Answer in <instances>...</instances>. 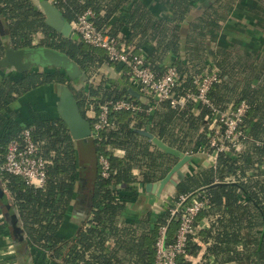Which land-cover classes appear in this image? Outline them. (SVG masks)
I'll return each mask as SVG.
<instances>
[{"label":"trees","instance_id":"1","mask_svg":"<svg viewBox=\"0 0 264 264\" xmlns=\"http://www.w3.org/2000/svg\"><path fill=\"white\" fill-rule=\"evenodd\" d=\"M39 2L47 0H38V4L35 0H0V18L4 22L0 29V61L9 47H49L67 54L78 69L71 75L60 66L50 65L19 72L0 64V163L9 143L27 126H34V140L41 156L48 161L43 187L31 185L20 176L0 173L19 213L25 237L20 243L12 237L0 204V250L8 236L14 244L19 243L23 255L29 254L32 264H154L160 228L168 225V242H172L179 215L173 217L171 210L181 195L192 194L195 198H211L196 225L201 226L204 218L212 217V221L192 235L188 256H180L178 264H193L191 257L199 255L203 245L207 247L201 264H258V256L260 264H264V0L246 1L247 9L258 17L256 32L261 36L248 44L223 36L221 22L228 20L233 5L222 4L223 0H206L208 7L190 22L184 56L182 23L198 0H170L171 18L157 21H152L149 11L138 17L135 0L55 3L71 23L92 10L95 26L131 46L157 75L175 66L177 95L197 92L194 81L207 72L206 60L211 57L220 77L209 92L211 102L218 109L227 110L236 109L243 101L249 104L241 123L245 133L240 141L242 150L229 144L218 153L215 165L178 181L169 204L158 215L149 213L132 221H121L127 204L138 199L146 184L161 181L178 161L136 129L149 130L169 146L196 154L212 151L210 138L219 118L211 107L193 100L182 107L164 101L148 112L156 101L155 95L132 82L125 65H121L128 74L124 86L112 83L104 75L96 81L94 78L103 65L118 64L109 59L105 50L85 43L76 33L69 38L54 29ZM115 15L118 19L111 24ZM124 26L131 31L129 34L121 32ZM205 41L209 54L205 53ZM169 53L177 58L172 64L163 65V57ZM50 84L67 87L91 123L95 118L88 116V112L98 111L105 100L131 99L142 109L112 112L111 126L98 139L89 138L87 145L80 146L58 112L52 115L41 107L25 118L13 105L31 91ZM130 88L138 91L140 98L131 96ZM102 154L111 164L108 177L101 175ZM85 167L91 168V178L84 172ZM80 196L86 198L87 216L92 215V219L83 221L77 232L68 237L61 232V226L73 201ZM17 261V254L0 258V264Z\"/></svg>","mask_w":264,"mask_h":264},{"label":"built area","instance_id":"2","mask_svg":"<svg viewBox=\"0 0 264 264\" xmlns=\"http://www.w3.org/2000/svg\"><path fill=\"white\" fill-rule=\"evenodd\" d=\"M55 4L57 0H48ZM92 10L78 16L72 22L75 33L85 43L106 51L108 57L114 63L125 65L131 74L132 80L143 90L155 95L156 101L151 103L148 112L164 101H169L173 107H182L189 100L200 105H206L213 109L219 120L215 125L214 134L210 138L212 151L203 150L214 162L217 161L219 152L232 144L238 151L244 147L240 142L245 137L241 128L243 118L248 111L249 104L243 101L236 109H218L209 99V92L215 83L220 81L219 70L214 67L195 79L197 92H187L177 95L178 72L175 66H169L160 75L146 63L145 58L133 51L131 46L124 44L118 37L111 35L103 29H98L92 21ZM138 102L131 99H109L100 103L99 110L93 111L92 138L98 139L103 130L111 126L110 114L117 111H141ZM34 126L23 128L17 139L12 140L7 146L5 159L0 163V173L23 177L29 184L43 187L47 181L48 161L41 156L39 146L33 137ZM101 175L110 176L111 164L104 154L99 157ZM235 181V179L233 180ZM230 182V181H228ZM192 194L181 195L178 203L172 208V216L179 215V226L172 242H168V225L159 230L156 241V254L154 264H178V258L188 256V243L193 234L201 228L196 225V219L200 212L208 208L211 198L208 195L191 197Z\"/></svg>","mask_w":264,"mask_h":264},{"label":"crops","instance_id":"3","mask_svg":"<svg viewBox=\"0 0 264 264\" xmlns=\"http://www.w3.org/2000/svg\"><path fill=\"white\" fill-rule=\"evenodd\" d=\"M137 1V15L138 17L143 14L147 13L148 11L151 14L152 21H157L162 18H171L173 8L170 4V0H135ZM242 1L241 3H238ZM233 0V2H230V0H223L222 4H231L233 5V9L230 14H228V20L222 21L223 25V36L227 37L228 39H231V41L238 42L241 44H248L251 42H255L258 40L261 36L259 33L256 32V29L258 28V17L251 13L247 7H246V1L247 0ZM206 0H198V3L195 7L192 8L190 14L188 15L187 19L183 21L182 28H181V53L184 56L185 54V47L187 44V38L189 34V25L190 22L194 21L197 17H199L204 10L208 7L205 3ZM130 7L132 4L129 5ZM118 19V16L115 15L111 19V24L116 22ZM152 25H155V22ZM124 29L121 30V32H126V34H129L131 31L128 29L127 26L123 27ZM139 40V37H137L134 41V44H137V41ZM263 41V40H262ZM264 42V41H263ZM206 46L208 45V41H205ZM210 48L207 46L205 49V53L209 54ZM177 58L174 54L169 53L167 56L163 57L164 61L163 65H170L172 62ZM203 59V57L201 58ZM198 61V60H197ZM157 64H160L159 62ZM162 64V63H161ZM202 64V63H201ZM215 67V64L211 57L207 58L206 60V68L207 70H210ZM217 68V67H216ZM105 76L106 78L111 79L112 83L117 82L119 86H124L126 78L125 76L128 75L125 70L123 69V66L116 65V64H105L103 67L99 69V73L96 74V77L94 78L96 81H100L102 76ZM131 81L134 82L131 78ZM135 83V82H134ZM49 86L51 89L54 88L58 92L59 96V88L56 85H46ZM44 87V86H42ZM41 88V87H39ZM39 88H37L34 91H31L30 93L24 95L20 99L14 102V107L18 109L25 118H28L31 116V111L37 108H47L46 106H41L40 103L35 104L32 101L33 94L35 91H37ZM60 99V97H59ZM58 112V110H57ZM59 113V112H58ZM56 115V114H55ZM78 143H82L80 140H77ZM85 146V145H83ZM192 155L191 163L186 164V166L182 169L186 176H188L189 173H197L199 170L205 167H211L214 165V162L209 158V155L203 152H199L196 154H190ZM82 163L85 165L87 161L83 160ZM84 172L88 177L91 178L92 170L89 167L83 168ZM177 180V177H175ZM234 180V179H233ZM236 180V179H235ZM178 181V180H177ZM160 182V181H159ZM159 182H155V186L153 187L152 191H147L146 186L141 188V193L138 197V199L135 202H130L127 204V207L124 211V214L122 215L121 221H132L134 217L136 218H142L146 216L149 213H152L153 216L158 215L164 207H166L169 204V198L170 196L175 192V186L173 184H168L166 188L163 190V192L159 195ZM86 198L84 196L78 197L75 201H73L72 206L70 210L67 213L66 220L61 226V232L65 236H72L77 232V229L81 226L83 221L89 219H92V215L87 216V209L88 204L85 200ZM212 221V217L204 218L203 225H208L209 222ZM11 241L8 243H5V247L0 250V258L9 255H15L17 254L16 244L13 243V238L8 237ZM206 245H203L202 249L199 252V255L191 257L193 264H201L206 252ZM18 255V254H17ZM17 264H30V261H27L24 257L19 258Z\"/></svg>","mask_w":264,"mask_h":264},{"label":"water","instance_id":"4","mask_svg":"<svg viewBox=\"0 0 264 264\" xmlns=\"http://www.w3.org/2000/svg\"><path fill=\"white\" fill-rule=\"evenodd\" d=\"M43 11L48 17V21L53 26L54 29L59 31L65 37L72 38L75 34L73 25L61 10L53 3L47 0L45 3H40ZM4 22L0 18V29L3 28ZM3 67L8 69H14L19 72L27 71L33 69L34 66L44 67L50 65L52 67L60 66L67 70L71 75L73 71L77 70L76 64L73 60L65 53H62L53 48H38V49H14L7 48L3 59L0 61ZM59 87V97L60 101L58 104V112L60 116L66 121L69 130L71 131L73 137L76 140H80L82 145H87L88 140L92 135V123L91 121L83 116L81 113L78 101L76 100L73 93L65 87L60 85ZM131 96L135 98H140V93L133 88L129 89ZM140 134L149 138L158 148L164 150L165 152L178 158L177 163L171 168L168 174L159 182V195L163 192L168 184H173L176 186L178 181L183 180L186 174L182 170L186 164L191 163L192 155L184 153L176 148H173L166 144L163 140L157 137L153 132L146 129H136ZM177 177V180L176 178ZM220 183H215L213 185H218ZM154 183L146 184L147 191H152ZM0 204L4 210V216L8 222L12 237L17 242H22L24 240L23 227L20 221V216L17 211L15 204L13 203L9 193L7 192L5 186L0 180ZM19 243L16 245L17 254L19 258L24 257L27 261L32 264V258L29 254L23 255L21 253V246ZM258 264H260V256H258Z\"/></svg>","mask_w":264,"mask_h":264},{"label":"rangeland","instance_id":"5","mask_svg":"<svg viewBox=\"0 0 264 264\" xmlns=\"http://www.w3.org/2000/svg\"><path fill=\"white\" fill-rule=\"evenodd\" d=\"M35 2L38 4V0H35ZM35 68L38 69L37 66ZM32 101L35 104L40 103L41 106H46L49 112L52 115H55L58 110V104H59L60 99H59L57 90H55L54 88L51 89L49 86H44V87L39 88L37 91H35V93L33 94ZM92 115H93V111L90 110L88 112V116L92 117ZM90 138L92 139V137ZM79 145L83 146L82 143H79ZM8 242L11 243L9 238L5 237V243H8Z\"/></svg>","mask_w":264,"mask_h":264}]
</instances>
